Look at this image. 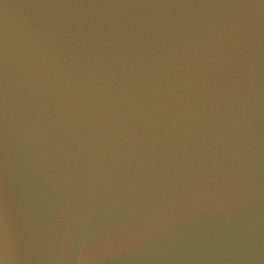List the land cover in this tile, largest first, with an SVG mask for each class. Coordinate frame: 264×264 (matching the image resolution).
<instances>
[{
	"label": "water",
	"instance_id": "water-1",
	"mask_svg": "<svg viewBox=\"0 0 264 264\" xmlns=\"http://www.w3.org/2000/svg\"><path fill=\"white\" fill-rule=\"evenodd\" d=\"M264 264V0H0V264Z\"/></svg>",
	"mask_w": 264,
	"mask_h": 264
},
{
	"label": "snow or ice",
	"instance_id": "snow-or-ice-1",
	"mask_svg": "<svg viewBox=\"0 0 264 264\" xmlns=\"http://www.w3.org/2000/svg\"><path fill=\"white\" fill-rule=\"evenodd\" d=\"M79 264H89L86 255L82 259L79 260Z\"/></svg>",
	"mask_w": 264,
	"mask_h": 264
}]
</instances>
